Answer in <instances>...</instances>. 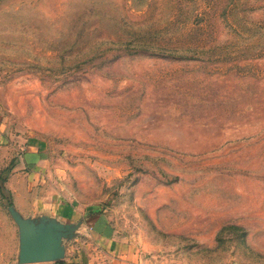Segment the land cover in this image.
I'll return each instance as SVG.
<instances>
[{
  "label": "rangeland",
  "instance_id": "374dc122",
  "mask_svg": "<svg viewBox=\"0 0 264 264\" xmlns=\"http://www.w3.org/2000/svg\"><path fill=\"white\" fill-rule=\"evenodd\" d=\"M59 203L138 264H264V0H0V264Z\"/></svg>",
  "mask_w": 264,
  "mask_h": 264
},
{
  "label": "water",
  "instance_id": "95a60500",
  "mask_svg": "<svg viewBox=\"0 0 264 264\" xmlns=\"http://www.w3.org/2000/svg\"><path fill=\"white\" fill-rule=\"evenodd\" d=\"M20 230L19 264L55 263L64 258L65 241H71L79 226L60 223L49 216L35 222L11 211Z\"/></svg>",
  "mask_w": 264,
  "mask_h": 264
},
{
  "label": "crops",
  "instance_id": "0c3cea01",
  "mask_svg": "<svg viewBox=\"0 0 264 264\" xmlns=\"http://www.w3.org/2000/svg\"><path fill=\"white\" fill-rule=\"evenodd\" d=\"M36 152H33V154ZM37 153H40V155L42 154L40 150ZM49 216L52 219L66 225L79 226V223H81V225L78 227V229L74 234V238L71 241H65V244L67 246L66 248L67 253L70 251L69 247L72 244L73 240L78 241V237L83 235L85 231L92 233V237L95 238L96 240L95 242H97L96 245L98 246L95 245L96 247L95 249H93L95 250L94 253L88 254L87 257H85V254H83L81 256V258H83V261L82 260L80 262L77 261L78 263L76 264H138L137 261H132L131 259H129L127 256L124 255L122 246L119 245L115 237V234L108 226H106L105 221L102 217H97L95 222L92 224L91 228L89 227V229L88 228L84 229L82 226L84 222L83 220L80 219L81 214L78 211H76L74 207L70 206L67 203L57 204L56 208H54V210L50 212ZM87 246L89 247L86 248H91L93 244L88 243ZM83 248L84 247H82V249ZM82 252L85 253L84 251ZM43 264H58V263H43ZM59 264H74V263L67 262V263H59Z\"/></svg>",
  "mask_w": 264,
  "mask_h": 264
}]
</instances>
